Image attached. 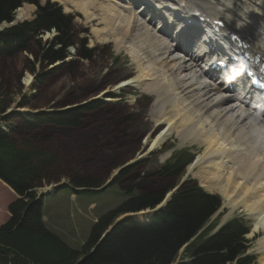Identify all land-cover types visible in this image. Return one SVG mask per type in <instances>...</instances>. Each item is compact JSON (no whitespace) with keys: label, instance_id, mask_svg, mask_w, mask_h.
I'll return each instance as SVG.
<instances>
[{"label":"rangeland","instance_id":"obj_1","mask_svg":"<svg viewBox=\"0 0 264 264\" xmlns=\"http://www.w3.org/2000/svg\"><path fill=\"white\" fill-rule=\"evenodd\" d=\"M51 1H56L61 6L62 11L72 15V26L78 37L79 45L67 49L68 55L65 57V63L60 60L55 61L53 64L42 62L40 60L42 55L40 48L43 46L46 48L45 42L56 35V31L52 29L40 32V35L36 38L37 43L33 47L37 51L38 58L36 60H34L33 54L25 51L11 58H0V107L8 105V109L6 108L4 113L5 116L14 112L29 115L36 111L65 109V105H87L95 101V108L84 113L79 129L45 124L36 131L27 134L22 132L21 136L25 141H30L31 138L39 141V146L43 150L54 153L59 162L55 180L38 188L37 194L52 189L54 185L61 183L68 185L71 183L75 188L86 189L84 186H76L75 180L77 177H91L97 181V184L109 186L98 192L81 191L72 194V190L65 187L56 192L52 191L45 194L42 197V213L47 225L70 247L78 248L86 240L92 223L101 214L115 209L117 205L129 198V194L134 195L147 190L163 191L177 185L181 179L188 177L196 179L208 191L217 192L215 189L208 188L207 175L202 173L207 172L205 166L208 165L203 163L204 165L202 164L198 168L195 164L197 161L191 170L186 167L182 174L176 175L172 179L166 180L151 175H143V172L155 171L174 148H190L193 152H196L195 158H199L198 154H201V150L198 148H203V143L188 139L182 141L173 129L166 136L161 147L151 151L153 149H149V145L161 138L163 133L166 132L168 124L165 122L160 123L161 126L158 131L145 137L142 128L138 127L136 120V123L134 121L133 111L119 112L117 106L111 102L119 101L118 96H120L130 104L136 99L148 103L147 100L149 99L144 94L145 92L136 89L131 82L123 89L116 88L124 82L131 81V78H129L131 75L138 74L136 60L133 58L131 51L125 48L117 50L113 41H107L112 43L104 45L106 41L97 39L93 33V29L98 27L97 24H99L97 17H95V20L88 21L82 13L75 11L72 6L63 4V0ZM45 2L46 0H41V3ZM232 3L233 9L242 14L243 18L247 20L250 19V16L245 13L241 6L247 4V7L250 10L252 9L251 11H256L255 13H260L257 10L260 11L261 8H264V2L261 4L259 0H232ZM26 5L27 15L16 20H31L34 18L35 5L31 4L32 7H29L30 4L26 3L21 7H26ZM209 7L212 9L218 8L213 5ZM211 8H208V11L214 13ZM134 10L139 18L148 19L149 16L142 12L139 7H135ZM17 14L18 12H16L15 18ZM213 15L222 16L216 13ZM156 22L152 21L153 28H156ZM167 31L168 39L172 42V35L169 33L168 28ZM252 41L259 44L258 38ZM85 42H87L86 47L91 49L87 52L90 56L88 59H84L80 54L83 53L82 45ZM85 66H87L86 70H84ZM129 68L133 70L134 74L124 75L123 71ZM107 73L110 75L111 82L103 83L95 90H88L89 84L95 77ZM28 78L29 81L27 82ZM122 79L126 80L121 81ZM107 86H112L105 90L110 93H100ZM146 94L154 100V95ZM215 97L212 94L211 99ZM107 98L110 99L106 100ZM145 113H148L154 127L159 125V122L151 117L150 111L148 112L146 109ZM19 121V118H12L8 123L16 125ZM122 128H125V131H122ZM244 128L246 129V126ZM138 142L140 145H135L133 153L127 152V149H130L129 147L138 144ZM203 169L205 170L203 171ZM199 170H201V173L198 172ZM211 183V187H217L214 181ZM222 185H224V182ZM15 197L13 190H9L0 181V225L8 219L7 207ZM250 209L243 208L241 204L236 205L233 209L230 206H225L221 211L223 215L220 222L222 223L234 215L244 214L245 219L249 220L251 225L253 223L254 228L255 225L261 222V215L258 214L257 210L256 213L255 210L251 211L252 209ZM147 214L149 213L141 212L132 217L143 220V216L146 217ZM253 228L250 229L249 252L255 255V264H264L263 253L257 249L261 246L258 245L260 237L256 232H252ZM259 230L260 235H264V230ZM182 254L183 252L179 251L176 261L179 260Z\"/></svg>","mask_w":264,"mask_h":264},{"label":"trees","instance_id":"obj_2","mask_svg":"<svg viewBox=\"0 0 264 264\" xmlns=\"http://www.w3.org/2000/svg\"><path fill=\"white\" fill-rule=\"evenodd\" d=\"M22 2L38 6L35 18L0 30V58H11L26 51L36 60L37 51L33 49L37 43L36 36L55 29L57 34L50 42H45L47 47L39 46L42 52L40 60L48 64L63 60L67 48L75 45L78 39L70 15L63 14L55 3L46 2L39 6L38 0H0V25L13 20L15 10ZM82 49L83 53L89 52L84 45ZM123 74L131 75V69L124 70ZM109 77V74L95 77L88 90L111 82ZM108 87L111 86L104 87L100 93ZM113 103L119 112L133 111L134 121L142 128L143 135L157 131L146 117V102L137 99L133 104L122 100ZM6 108L8 105L0 107V121L5 123L0 122V180L14 191L16 198L8 204L7 221L0 225V264H172L180 247L199 231L220 204L217 195L203 191L189 179L181 184L164 207L151 215L148 222L123 218L102 239L103 232L120 214L153 208L170 187L163 191H144L99 216L91 225L84 243L72 248L45 226L42 201L37 198V189L55 180L59 164L57 157L43 150L36 139L25 141L21 133L36 131L45 124L77 126L83 107L33 115L14 112L5 116ZM12 118L20 121L16 125L8 123ZM135 145L140 144L129 147L127 152L133 153ZM190 159L191 155L186 151H176L153 176L172 179ZM75 184L86 188L99 186L91 177H77ZM215 224L212 222L185 247L176 264H252L253 257L243 255L247 249L244 234L248 230L243 220L233 218L211 234Z\"/></svg>","mask_w":264,"mask_h":264},{"label":"bare ground","instance_id":"obj_3","mask_svg":"<svg viewBox=\"0 0 264 264\" xmlns=\"http://www.w3.org/2000/svg\"><path fill=\"white\" fill-rule=\"evenodd\" d=\"M177 1L176 4H180L184 11V17L186 13L198 10L201 15L224 19L228 29L238 28L245 34L248 32L246 29L255 26L252 33L264 44V33L256 30L264 23V8L257 10L260 13H255L247 4L241 6L250 16V21L246 22L242 14L233 9L232 0ZM259 1L262 4L263 0ZM63 4L81 12L88 21L97 17L99 24L93 29L97 39L113 41L115 49L125 48L132 52L138 74L131 75V81L116 88H122L131 82L142 92L154 95V100L148 95L150 105L147 103L146 106V109L151 107V117L159 122L154 129L158 131L160 123L168 124L166 132L162 131L165 133L149 145V149L160 148L173 129L182 141L188 139L203 143L204 147H199V158L194 160L188 170L193 168L195 161L198 168L203 163L207 164V172L202 173L207 175L208 188L215 189L224 198L225 206H230L231 209L241 204L243 208L257 210L261 215V222L255 225L252 232L264 230V114L228 91L222 81L208 79L206 73L199 69L198 60L190 55L188 47L191 33L179 32L171 42L167 32L151 26V19L139 18L132 6L137 4V0H63ZM210 5L218 8L212 9ZM26 8L27 5L17 9L18 19L27 15ZM208 8L222 16L213 15ZM181 18L180 15L178 19L182 20ZM248 41L264 55V51L259 50L263 45H256L249 38ZM131 72L134 74L132 69ZM204 77L208 80H203ZM212 94L216 96L213 99ZM118 97L119 101L126 102ZM146 117L149 118L148 113ZM201 170L198 172L201 173ZM213 181L217 184L215 188L211 187ZM259 239L258 245L261 246L257 249L263 253L264 259V235Z\"/></svg>","mask_w":264,"mask_h":264},{"label":"water","instance_id":"obj_4","mask_svg":"<svg viewBox=\"0 0 264 264\" xmlns=\"http://www.w3.org/2000/svg\"><path fill=\"white\" fill-rule=\"evenodd\" d=\"M53 111H55V110H53ZM111 227H112V226H111ZM111 227H109L108 229H106V230L103 232V234H102V236H101L102 239H103V238L105 237V235L110 231Z\"/></svg>","mask_w":264,"mask_h":264},{"label":"clouds","instance_id":"obj_5","mask_svg":"<svg viewBox=\"0 0 264 264\" xmlns=\"http://www.w3.org/2000/svg\"><path fill=\"white\" fill-rule=\"evenodd\" d=\"M163 162V161H162Z\"/></svg>","mask_w":264,"mask_h":264}]
</instances>
